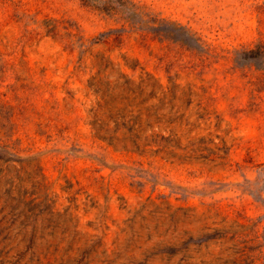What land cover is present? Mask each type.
Instances as JSON below:
<instances>
[{
  "label": "rangeland",
  "instance_id": "rangeland-1",
  "mask_svg": "<svg viewBox=\"0 0 264 264\" xmlns=\"http://www.w3.org/2000/svg\"><path fill=\"white\" fill-rule=\"evenodd\" d=\"M264 0H0V264H264Z\"/></svg>",
  "mask_w": 264,
  "mask_h": 264
},
{
  "label": "trees",
  "instance_id": "trees-1",
  "mask_svg": "<svg viewBox=\"0 0 264 264\" xmlns=\"http://www.w3.org/2000/svg\"><path fill=\"white\" fill-rule=\"evenodd\" d=\"M235 62L242 67L256 66L261 72V78H264V42L256 45L254 48H244L235 53Z\"/></svg>",
  "mask_w": 264,
  "mask_h": 264
}]
</instances>
